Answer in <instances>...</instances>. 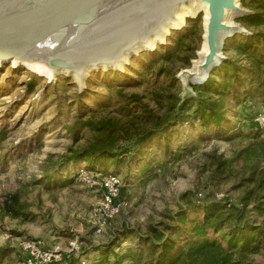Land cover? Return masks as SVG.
Returning a JSON list of instances; mask_svg holds the SVG:
<instances>
[{"label":"rangeland","instance_id":"374dc122","mask_svg":"<svg viewBox=\"0 0 264 264\" xmlns=\"http://www.w3.org/2000/svg\"><path fill=\"white\" fill-rule=\"evenodd\" d=\"M239 4L250 12L235 19L247 33L227 39L222 50L224 62L237 71L224 77L218 66L208 77L213 82L192 85L197 90L184 91L181 75L199 59L203 12L168 32L154 51L133 56L123 71L91 72L82 90L68 77L49 79L32 69L0 65V264H25L21 245L32 240L85 264H145L149 251L143 241L160 239L151 229L173 225L174 215L191 203L225 204L229 227L261 232L257 249L242 264H264V126L256 122L264 114V24L245 20L255 13L264 17V0ZM252 34L263 41L254 50L232 46L236 36ZM208 85L211 90L201 88ZM120 92L138 97L158 118L173 114L170 96L178 99L174 115L188 100L210 99L223 117L205 128L176 126L144 149L140 165H122L116 173L122 180L120 212L95 235L101 194L76 180L86 165L65 164V157L92 139L88 132L74 138L71 128L78 121L110 120L132 135L149 127L121 117ZM245 149L249 152L238 157ZM201 219L187 213L174 237L177 247ZM71 242L78 251L70 252Z\"/></svg>","mask_w":264,"mask_h":264},{"label":"water","instance_id":"95a60500","mask_svg":"<svg viewBox=\"0 0 264 264\" xmlns=\"http://www.w3.org/2000/svg\"><path fill=\"white\" fill-rule=\"evenodd\" d=\"M199 1L207 5V54L194 82L184 83L178 76L186 92L202 85L225 61L221 52L227 39L247 33L224 22L227 12L240 13L234 20L250 14L241 5L239 11L235 0ZM178 4L187 6L189 0H0V65L41 63L77 77L87 71V77L91 72H121L112 66L125 55L129 61L148 52L132 49L157 35Z\"/></svg>","mask_w":264,"mask_h":264},{"label":"trees","instance_id":"16d2710c","mask_svg":"<svg viewBox=\"0 0 264 264\" xmlns=\"http://www.w3.org/2000/svg\"><path fill=\"white\" fill-rule=\"evenodd\" d=\"M245 20L250 24H257L256 22L264 24V17H260L257 13L245 18ZM236 38L232 46L238 51L254 50L258 43L263 42L260 40L262 37L257 34L248 37L236 36ZM229 65L228 61L219 65V71L222 75L230 70L237 71L236 68H233L234 65L228 67ZM206 81V84L213 82L210 78ZM191 88L197 90L193 86ZM201 88L209 90L211 87L208 85ZM118 95L120 107L117 111L121 117L131 120L130 123L139 121L144 125H149V127L132 135L122 125H117L110 120L96 123L78 121L71 128L74 138L77 139L81 133L88 132L92 139L86 147L77 151H70V155L65 157V164L82 163L86 165V167L79 168L77 172L86 170L102 174L100 170L103 172L112 170L113 173L102 175L118 176L116 173H119L118 170L122 165L129 167L140 165V160L144 156V149L154 144L159 138L164 137L174 127L182 126L185 123H196L199 127L205 128L208 124L218 125L223 117L219 106L210 99L188 100L174 115L178 99L176 101L174 96H170L168 110L170 114H173L158 118L150 114V111L146 109L147 107L140 102L138 97L124 96L121 92ZM255 132L259 135L262 131L255 129ZM260 143L263 144V142ZM123 144L129 146H122ZM243 152L248 153L249 149L242 150L238 157ZM189 207L188 211H178L174 215V218L171 219L173 225L160 223L151 229L154 234L159 232L160 239L152 240L149 238L143 241L142 244L149 251V257L145 264H242V260L257 249L261 232L257 233V229L246 232L244 227L238 228L232 225L229 227L230 219L225 215L227 205L203 203L201 206H197L191 203ZM191 210L196 215L201 214L202 219L197 223L198 225L191 228L186 244L177 247L174 237L179 232L180 227L185 225L187 213ZM15 214L18 216L19 212H15ZM211 234L218 235L219 239L210 238L209 235ZM221 242L226 244V248L221 246ZM81 262L84 261H75L73 258H69L61 264H81Z\"/></svg>","mask_w":264,"mask_h":264},{"label":"bare ground","instance_id":"6f19581e","mask_svg":"<svg viewBox=\"0 0 264 264\" xmlns=\"http://www.w3.org/2000/svg\"><path fill=\"white\" fill-rule=\"evenodd\" d=\"M236 6H239V0H235ZM243 8L239 6V11L242 12ZM199 12L204 13L203 19V29H204V36H203V44L200 53L198 54V60L193 63L192 68L186 70L182 73L181 77L184 80V83L187 81L194 82L197 77L201 75V68L200 64L203 61L205 55L207 54V45H206V24L208 19L207 13V5L205 3L200 2L199 0H189V4L187 6L179 5L175 6L173 11V19L167 22L161 28L160 32L155 35L152 39L144 42L142 45L137 46L135 49H132V53H137L139 50H146L150 52V49H155L157 45H162L164 39L168 36V32L171 30H177L183 27L186 18H194ZM240 14L239 12H227L226 17L224 18V22L232 27V30H242V26L236 23L234 17ZM245 30V29H244ZM234 37V36H233ZM225 43V42H224ZM224 46V45H223ZM221 56L223 57V53L221 52ZM128 55L123 57V61L113 65L112 68L120 69L123 71L124 67L128 64ZM13 67H19L17 63H11ZM24 69H32L36 72H40L41 74L47 76L49 79H54L58 76L70 77L76 83L77 86H84L85 85V78L87 77L89 71H87L82 77H77L74 74L68 71H60V70H51L45 65L41 63H24L20 65ZM92 71V70H90ZM42 75V76H43Z\"/></svg>","mask_w":264,"mask_h":264},{"label":"built area","instance_id":"2783aa9c","mask_svg":"<svg viewBox=\"0 0 264 264\" xmlns=\"http://www.w3.org/2000/svg\"><path fill=\"white\" fill-rule=\"evenodd\" d=\"M259 128L264 126V114L259 113L256 117ZM76 180L81 184L100 192L101 203L96 211L98 224L95 226V235H101L104 223L116 217L120 212V193L122 180L118 176H105L100 173L79 170ZM72 253L78 251L76 242L70 243ZM23 261L25 264H61L64 260L71 258L69 254L63 255L58 251L44 249L39 241H25L21 245ZM81 264H85L81 262Z\"/></svg>","mask_w":264,"mask_h":264}]
</instances>
